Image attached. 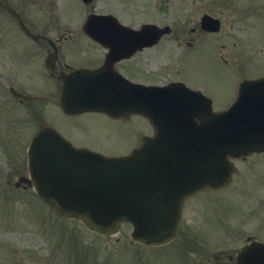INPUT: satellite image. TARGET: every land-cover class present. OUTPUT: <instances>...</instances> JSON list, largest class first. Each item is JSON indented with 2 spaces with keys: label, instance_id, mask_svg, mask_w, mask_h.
Wrapping results in <instances>:
<instances>
[{
  "label": "rangeland",
  "instance_id": "obj_1",
  "mask_svg": "<svg viewBox=\"0 0 264 264\" xmlns=\"http://www.w3.org/2000/svg\"><path fill=\"white\" fill-rule=\"evenodd\" d=\"M52 5L56 8L52 15L39 4L27 11L40 23L52 18L73 32H81L90 13L113 14L135 29L144 23L169 25L172 33L142 54L140 71L150 83L184 81L210 92L215 110L231 102L236 82L264 76V0H96L91 6L79 0H53ZM204 14L220 19V32L208 34L200 29ZM32 77L33 88L47 87L43 93L49 97L48 84H42L38 75ZM44 105L42 114L41 109L37 111L40 119L34 121L26 109L14 107L12 111L0 87V264H222L227 258L220 253L235 251L256 236L254 231L264 230V212L261 208L252 211L264 199V185L258 177L246 180L244 174L248 167L252 168L248 175L264 172V156L254 158L250 165L239 162V175L230 187L206 190L188 200L179 238L162 248L133 245L127 227L118 236L102 237L78 223L62 221L34 190L15 187L20 177L28 175L27 148L39 127L54 123L68 139L74 128L80 138L88 136L87 144L110 154L129 153L152 131L138 117L109 127L108 121L97 117H58L51 105ZM254 183L259 185L257 194L247 197ZM257 196L260 201L256 203Z\"/></svg>",
  "mask_w": 264,
  "mask_h": 264
},
{
  "label": "water",
  "instance_id": "obj_2",
  "mask_svg": "<svg viewBox=\"0 0 264 264\" xmlns=\"http://www.w3.org/2000/svg\"><path fill=\"white\" fill-rule=\"evenodd\" d=\"M0 6H7L6 0ZM203 28L217 31L219 21L205 16ZM84 29L105 44L111 40L104 36H130L137 42L134 49L155 45L171 31L152 25L135 31L112 16H91ZM111 48L113 55L121 51ZM102 71L67 77L63 110L71 115L104 112L115 119L140 114L150 120L154 136L144 138L143 146L130 155L110 158L77 149L57 131L42 129L28 151L30 179L20 183L34 187L60 217L79 220L93 232L110 236L131 223L134 240L167 244L177 235L185 199L207 186H227L233 172L230 158L264 149V79L243 83L235 105L214 113L209 99L182 83L110 84L100 77ZM82 77L90 86L72 88ZM259 249L264 264V246ZM253 250L248 248L239 264H257Z\"/></svg>",
  "mask_w": 264,
  "mask_h": 264
},
{
  "label": "flooded vegetation",
  "instance_id": "obj_3",
  "mask_svg": "<svg viewBox=\"0 0 264 264\" xmlns=\"http://www.w3.org/2000/svg\"><path fill=\"white\" fill-rule=\"evenodd\" d=\"M8 2L11 9L0 8V77L8 97H11L14 104L18 105L20 109H25L28 102L42 100V97L32 96L27 92V89L33 88V75H38L42 80L41 83L49 84L55 92L57 88L63 85L60 79L62 75L70 74L79 69H97L106 63L108 49L95 42L85 33L66 29L68 28L67 25H63L62 28L52 18L47 23H39L35 18H31V13L27 10L30 5L35 4H39L40 9L45 10L47 15H52L56 9L52 5L53 0H44V4L41 0H8ZM60 31L63 32L60 33ZM145 52L146 50L137 51L127 58L110 62L109 66L130 80L139 79V75L136 73L140 72L142 67L141 56ZM13 91L25 96L30 95V98L29 100L23 97L16 98ZM51 100L55 104L58 103L55 93ZM75 132L72 137L75 136L76 139L72 142L81 146L86 145V137L80 138ZM263 156L264 154L250 155L243 163L250 165L254 162V158ZM251 170L252 168L248 167L246 173L244 171L245 179L253 181L254 178L258 177L260 178L259 184L264 185V172H260L258 176L248 175ZM254 185L259 186L255 183ZM251 191L252 189L248 196H255ZM258 196L255 197L256 203L260 201ZM261 201L262 203H257L258 207L252 208L253 212H258L259 208L264 212V199ZM262 222L261 227L264 229V219ZM258 231H254L256 236H250L247 239V244L254 241L264 242L262 232L264 230L259 233ZM237 251L231 254L233 255L232 263L237 258ZM228 261L230 262L229 258Z\"/></svg>",
  "mask_w": 264,
  "mask_h": 264
}]
</instances>
